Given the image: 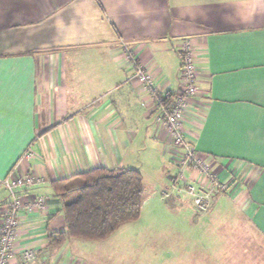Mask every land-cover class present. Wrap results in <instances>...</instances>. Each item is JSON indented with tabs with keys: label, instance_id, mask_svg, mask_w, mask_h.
<instances>
[{
	"label": "crops",
	"instance_id": "crops-1",
	"mask_svg": "<svg viewBox=\"0 0 264 264\" xmlns=\"http://www.w3.org/2000/svg\"><path fill=\"white\" fill-rule=\"evenodd\" d=\"M185 42L197 67L185 133L227 191L207 213L188 216L210 225L215 247L173 243L163 264H264V0H0V179L31 176L22 204L45 201L21 215L18 243L33 251L30 264L160 254L159 234L145 242L125 228L140 218L102 241L52 245L48 236L65 222L51 183L129 168L144 186L142 159L171 157L170 137L126 56L152 73L160 94L174 95ZM151 187L148 201L168 190ZM180 196L162 199L161 208L180 213ZM7 202L0 187V211Z\"/></svg>",
	"mask_w": 264,
	"mask_h": 264
},
{
	"label": "built area",
	"instance_id": "built-area-1",
	"mask_svg": "<svg viewBox=\"0 0 264 264\" xmlns=\"http://www.w3.org/2000/svg\"><path fill=\"white\" fill-rule=\"evenodd\" d=\"M126 60L136 73L142 88L150 91L156 98L159 107L156 121L167 130L170 137L171 159L176 171L175 174L168 171L170 190L163 192V197L170 199L175 194L183 195L191 201L198 214L207 213L212 198L216 194L226 193L227 188L213 172L210 164L197 155L194 145L185 133V122L190 113L189 105L197 96V67L193 47L190 42L183 44L180 54L179 89L174 95L160 94L152 73L138 67L133 56H126ZM34 184L33 177L16 176L13 173L0 179V187L8 195V202L0 211V264H30L34 259L33 251L18 243L23 211L32 215L45 204L43 198H39L32 205L22 204L18 195L20 189L29 188Z\"/></svg>",
	"mask_w": 264,
	"mask_h": 264
},
{
	"label": "trees",
	"instance_id": "trees-1",
	"mask_svg": "<svg viewBox=\"0 0 264 264\" xmlns=\"http://www.w3.org/2000/svg\"><path fill=\"white\" fill-rule=\"evenodd\" d=\"M51 186L62 203L65 230L50 235L52 245L68 239L102 241L139 219L146 197L136 169L96 168Z\"/></svg>",
	"mask_w": 264,
	"mask_h": 264
},
{
	"label": "rangeland",
	"instance_id": "rangeland-1",
	"mask_svg": "<svg viewBox=\"0 0 264 264\" xmlns=\"http://www.w3.org/2000/svg\"><path fill=\"white\" fill-rule=\"evenodd\" d=\"M154 66H157L154 65ZM158 67V66H157ZM180 73V66L178 67V74ZM147 126H153L155 122H147ZM142 165L144 167V195L146 197L145 202L147 205L142 207L140 219L137 224L128 225L131 227H125L128 231L139 234L141 238L144 236L143 241L147 242L152 239L154 241L155 234H159L163 237L164 247H162L160 254L157 256L144 257L145 259L138 260L137 255L129 254L125 261L120 264H163L170 255L171 246L180 245L189 248L215 247L217 242L215 238V232L210 228V225L205 226V223L192 224L188 222V216L196 214V211L191 205L190 200L184 196H180V200L186 203L181 209L180 213L171 215L161 208V200L165 199L162 195L163 192L158 193L156 197L150 200L153 187L156 186L159 189L164 184L170 190V183L168 182V171L170 174H175V167L171 164V157L164 155V157H158L157 159H151L144 157L142 159ZM167 190V191H168ZM212 202V201H211ZM152 206L153 211H150ZM168 215H171L168 217ZM155 217H159L155 220ZM213 234V236H211ZM143 235V236H142ZM151 236V238H150ZM149 237V239L147 238ZM214 238V239H213ZM154 257V258H153ZM152 259V260H151Z\"/></svg>",
	"mask_w": 264,
	"mask_h": 264
}]
</instances>
